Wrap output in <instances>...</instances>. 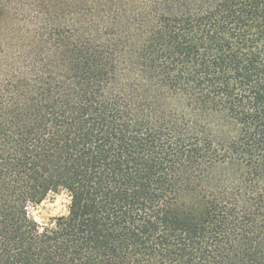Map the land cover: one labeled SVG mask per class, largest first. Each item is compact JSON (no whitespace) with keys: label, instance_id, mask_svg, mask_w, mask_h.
Segmentation results:
<instances>
[{"label":"trees","instance_id":"16d2710c","mask_svg":"<svg viewBox=\"0 0 264 264\" xmlns=\"http://www.w3.org/2000/svg\"><path fill=\"white\" fill-rule=\"evenodd\" d=\"M0 264H264V0H0Z\"/></svg>","mask_w":264,"mask_h":264},{"label":"clouds","instance_id":"9594fccd","mask_svg":"<svg viewBox=\"0 0 264 264\" xmlns=\"http://www.w3.org/2000/svg\"><path fill=\"white\" fill-rule=\"evenodd\" d=\"M51 196V192L48 194ZM71 203V197L65 199L63 195L56 199L55 204H49L47 199H45L38 207L33 208L29 206L27 208V212L30 214L31 218L38 224V225H45L47 227H55V221L53 220L51 224H48L49 217H56V216H67L68 211L65 207ZM40 231H43V227L40 228Z\"/></svg>","mask_w":264,"mask_h":264},{"label":"rangeland","instance_id":"374dc122","mask_svg":"<svg viewBox=\"0 0 264 264\" xmlns=\"http://www.w3.org/2000/svg\"><path fill=\"white\" fill-rule=\"evenodd\" d=\"M63 195V197L65 198V199H67L68 198V195L66 194V193H64V192H60V193H58V194H55V195H51V196H48L47 197V201H48V203L51 205V204H55V202H56V199H58V198H60L61 196ZM40 205V204H39ZM39 205H37V206H31L32 208H33V211H35V208L36 207H38ZM66 208H67V210H68V205H66L65 206ZM29 214V213H28ZM29 217L31 218V216H30V214H29ZM56 217H59V216H56ZM56 217H49V219H48V223H50L54 218H56ZM32 219V218H31ZM33 220V219H32ZM34 221V220H33ZM35 222V221H34ZM40 227H42V226H45V225H39Z\"/></svg>","mask_w":264,"mask_h":264}]
</instances>
